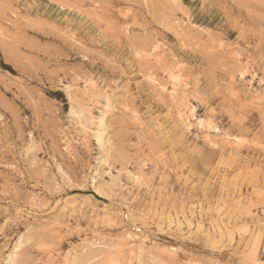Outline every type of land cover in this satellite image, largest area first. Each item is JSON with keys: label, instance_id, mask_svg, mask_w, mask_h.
<instances>
[{"label": "rangeland", "instance_id": "obj_1", "mask_svg": "<svg viewBox=\"0 0 264 264\" xmlns=\"http://www.w3.org/2000/svg\"><path fill=\"white\" fill-rule=\"evenodd\" d=\"M13 255L264 264V0H0Z\"/></svg>", "mask_w": 264, "mask_h": 264}, {"label": "bare ground", "instance_id": "obj_2", "mask_svg": "<svg viewBox=\"0 0 264 264\" xmlns=\"http://www.w3.org/2000/svg\"><path fill=\"white\" fill-rule=\"evenodd\" d=\"M192 111V110H191ZM193 113V112H192ZM193 117H194V115H193ZM194 120V119H193ZM198 120V119H197ZM197 125H198V127L200 128V129H202V130H207L208 132L209 131H211L210 129V124H206V123H204V120H198V123H197ZM210 126V127H209ZM213 129V128H212ZM213 131H218L216 128H214L213 129ZM207 132V133H208ZM98 141H99V143L102 145V143H103V138H99L98 139ZM130 236V235H129ZM135 237V236H134ZM130 239V238H129ZM13 258H14V255L10 258L9 257V259H10V262H9V264H13Z\"/></svg>", "mask_w": 264, "mask_h": 264}]
</instances>
